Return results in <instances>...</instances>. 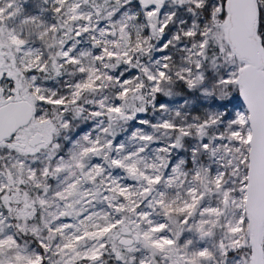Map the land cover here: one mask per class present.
<instances>
[{"label": "snow or ice", "instance_id": "6c2138e0", "mask_svg": "<svg viewBox=\"0 0 264 264\" xmlns=\"http://www.w3.org/2000/svg\"><path fill=\"white\" fill-rule=\"evenodd\" d=\"M0 264H264V0H0Z\"/></svg>", "mask_w": 264, "mask_h": 264}]
</instances>
